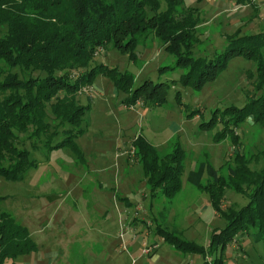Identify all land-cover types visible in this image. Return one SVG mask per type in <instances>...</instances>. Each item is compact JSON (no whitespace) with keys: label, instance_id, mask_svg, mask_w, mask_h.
<instances>
[{"label":"rangeland","instance_id":"rangeland-1","mask_svg":"<svg viewBox=\"0 0 264 264\" xmlns=\"http://www.w3.org/2000/svg\"><path fill=\"white\" fill-rule=\"evenodd\" d=\"M184 3L198 7L202 20L197 29L202 42L194 56L213 57L230 38L264 29V0ZM176 62L155 36L141 39L129 51L97 49L92 66L104 63L129 74L132 90L145 81L165 84V101L129 103L133 94L119 89L105 73L82 88L78 100L90 107L83 133L56 148L37 141L40 146L31 153L39 163L23 180L0 176V213H11L36 245L4 264H264V237L256 240L254 227L236 232L224 246L213 244L214 232L228 225L222 211L248 204L250 191L226 185L219 211L208 190L188 181L201 161L227 176L236 153L250 158L264 149V128L252 115L238 126L231 124L237 143L226 127L231 107H244L253 96L264 95L253 83L256 62L234 56L201 86L184 82L188 68ZM139 136L151 143L160 161L177 148L183 150L181 188L175 195L151 183L136 152ZM251 166L263 169L264 159L255 156ZM208 180L205 175L203 182ZM185 242L202 251L185 247Z\"/></svg>","mask_w":264,"mask_h":264},{"label":"trees","instance_id":"trees-1","mask_svg":"<svg viewBox=\"0 0 264 264\" xmlns=\"http://www.w3.org/2000/svg\"><path fill=\"white\" fill-rule=\"evenodd\" d=\"M201 24L199 8L186 6L184 0H0V176L23 180L39 163L31 153L40 146L37 141L56 148L83 133L82 122L90 107L80 103L78 93L99 73L109 74L119 89L131 92L129 103L140 98L151 99L156 105L165 101V84L145 81L132 90L129 74L104 63L92 66L100 47L129 51L141 39L155 36L177 57L178 66L188 68L183 81H195L198 86L213 78L232 57L243 55L255 60V90H264V29L230 38L224 51L209 58L194 56V48L202 42L197 30ZM229 111L232 121L226 127L236 143L239 138L231 124L238 126L252 115L264 128V95L253 96L244 107L233 106ZM31 139L37 140L28 147ZM137 144L136 152L151 175V183L166 195H175L181 188L183 150L177 148L160 161L145 138L139 136ZM255 156L264 159V149L250 158L236 153L227 176L207 161L189 172L188 181L208 190L219 211L226 185L250 191L248 204L222 211L228 225L214 232L213 244L224 246L236 232L251 227L258 230L256 240L264 237V168L251 166ZM205 175L209 177L206 184ZM2 199L0 196V202ZM35 248L28 229L11 213L1 212L0 264Z\"/></svg>","mask_w":264,"mask_h":264}]
</instances>
